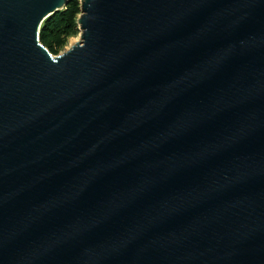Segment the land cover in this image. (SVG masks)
I'll return each instance as SVG.
<instances>
[{
	"label": "water",
	"instance_id": "water-1",
	"mask_svg": "<svg viewBox=\"0 0 264 264\" xmlns=\"http://www.w3.org/2000/svg\"><path fill=\"white\" fill-rule=\"evenodd\" d=\"M0 0V264H264V0Z\"/></svg>",
	"mask_w": 264,
	"mask_h": 264
},
{
	"label": "trees",
	"instance_id": "trees-1",
	"mask_svg": "<svg viewBox=\"0 0 264 264\" xmlns=\"http://www.w3.org/2000/svg\"><path fill=\"white\" fill-rule=\"evenodd\" d=\"M80 13V0H70L65 9L56 12L42 24L40 32L41 42L53 54H57L66 44L67 34L76 29Z\"/></svg>",
	"mask_w": 264,
	"mask_h": 264
},
{
	"label": "rangeland",
	"instance_id": "rangeland-1",
	"mask_svg": "<svg viewBox=\"0 0 264 264\" xmlns=\"http://www.w3.org/2000/svg\"><path fill=\"white\" fill-rule=\"evenodd\" d=\"M80 39H81V29L79 28V24H78L74 31L69 32L67 34V36H66V44L59 50V52L57 54H61V53L65 52L72 45H74L76 42H78Z\"/></svg>",
	"mask_w": 264,
	"mask_h": 264
}]
</instances>
